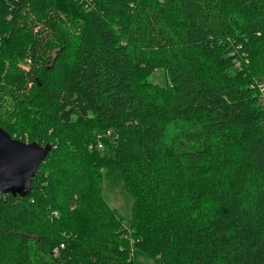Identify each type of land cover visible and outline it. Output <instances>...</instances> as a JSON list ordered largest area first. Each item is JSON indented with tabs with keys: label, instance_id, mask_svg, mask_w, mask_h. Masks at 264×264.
<instances>
[{
	"label": "trees",
	"instance_id": "obj_1",
	"mask_svg": "<svg viewBox=\"0 0 264 264\" xmlns=\"http://www.w3.org/2000/svg\"><path fill=\"white\" fill-rule=\"evenodd\" d=\"M262 80L264 0H0V126L52 144L0 264H264Z\"/></svg>",
	"mask_w": 264,
	"mask_h": 264
},
{
	"label": "water",
	"instance_id": "obj_2",
	"mask_svg": "<svg viewBox=\"0 0 264 264\" xmlns=\"http://www.w3.org/2000/svg\"><path fill=\"white\" fill-rule=\"evenodd\" d=\"M51 149L50 143L23 141L0 126V193L29 194L32 178Z\"/></svg>",
	"mask_w": 264,
	"mask_h": 264
},
{
	"label": "rangeland",
	"instance_id": "obj_3",
	"mask_svg": "<svg viewBox=\"0 0 264 264\" xmlns=\"http://www.w3.org/2000/svg\"><path fill=\"white\" fill-rule=\"evenodd\" d=\"M159 74V73H158ZM157 79H161V77H157ZM261 102V101H260ZM102 134H98L101 136ZM93 147V143L89 145ZM105 147V145H104ZM103 147V148H104ZM104 193L108 198L109 203L118 210V212L123 215L126 219L130 217L131 214V206H132V195L123 187L122 182H114L111 179H107L104 182ZM142 264H163L160 258H143Z\"/></svg>",
	"mask_w": 264,
	"mask_h": 264
},
{
	"label": "built area",
	"instance_id": "obj_4",
	"mask_svg": "<svg viewBox=\"0 0 264 264\" xmlns=\"http://www.w3.org/2000/svg\"><path fill=\"white\" fill-rule=\"evenodd\" d=\"M237 64L238 65H241L240 60L237 61ZM252 86L253 87L256 86L258 88L259 97H260V100L259 101H261V103L264 105V80L258 81L255 84H253ZM95 146H96L97 149H101V150L104 149L103 148L104 147V143H103L102 140H99L98 139V141L95 143ZM57 251H58V247H56L54 249V252H57Z\"/></svg>",
	"mask_w": 264,
	"mask_h": 264
}]
</instances>
